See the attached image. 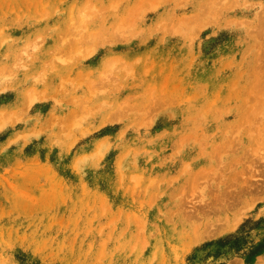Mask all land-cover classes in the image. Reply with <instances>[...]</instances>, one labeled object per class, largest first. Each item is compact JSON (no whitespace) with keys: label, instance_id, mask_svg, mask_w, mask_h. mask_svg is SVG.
<instances>
[{"label":"rangeland","instance_id":"rangeland-1","mask_svg":"<svg viewBox=\"0 0 264 264\" xmlns=\"http://www.w3.org/2000/svg\"><path fill=\"white\" fill-rule=\"evenodd\" d=\"M0 264H264V0H0Z\"/></svg>","mask_w":264,"mask_h":264}]
</instances>
